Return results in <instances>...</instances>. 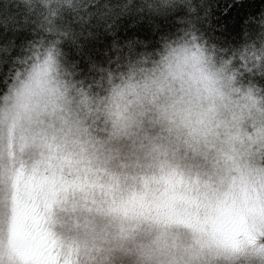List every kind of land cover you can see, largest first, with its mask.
<instances>
[{
  "label": "clouds",
  "instance_id": "obj_1",
  "mask_svg": "<svg viewBox=\"0 0 264 264\" xmlns=\"http://www.w3.org/2000/svg\"><path fill=\"white\" fill-rule=\"evenodd\" d=\"M0 264H264V0H0Z\"/></svg>",
  "mask_w": 264,
  "mask_h": 264
}]
</instances>
